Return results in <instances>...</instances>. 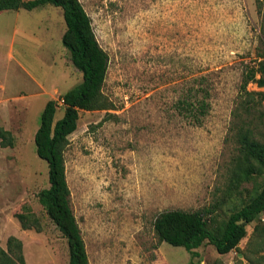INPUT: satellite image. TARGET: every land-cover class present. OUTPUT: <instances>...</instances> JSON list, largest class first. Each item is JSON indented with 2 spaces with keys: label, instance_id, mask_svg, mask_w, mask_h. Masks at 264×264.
<instances>
[{
  "label": "rangeland",
  "instance_id": "374dc122",
  "mask_svg": "<svg viewBox=\"0 0 264 264\" xmlns=\"http://www.w3.org/2000/svg\"><path fill=\"white\" fill-rule=\"evenodd\" d=\"M80 2L108 55L102 93L111 103L79 110L63 153L89 264H189L184 247L158 241L153 220L164 210L210 207L227 184L231 111L242 73L256 65L264 45L258 1ZM64 30L62 9L49 3L0 12V126L14 139L0 147V245L17 237L24 264L69 260L66 238L37 199L48 186V166L33 141L45 103L56 100L60 118L61 95L82 79L61 42ZM201 77L211 107L200 124L191 123L176 103ZM247 89L264 91L256 82ZM18 213L34 218L39 231L23 229ZM252 225L236 250L221 255L205 244L195 260L243 259Z\"/></svg>",
  "mask_w": 264,
  "mask_h": 264
},
{
  "label": "trees",
  "instance_id": "16d2710c",
  "mask_svg": "<svg viewBox=\"0 0 264 264\" xmlns=\"http://www.w3.org/2000/svg\"><path fill=\"white\" fill-rule=\"evenodd\" d=\"M264 29V0H257ZM62 9L65 30L61 36L75 68L82 75L79 83L60 97L63 114L55 119L58 102L49 99L43 106L34 132L37 156L48 166V186L37 193L38 202L46 215L67 240L68 264H89L85 244L70 206V190L66 180L64 148L67 137L77 127L79 110H107L111 103L102 93L108 55L99 45L91 18L80 0H0V12L5 10H32L45 4ZM255 66L246 67L241 77L237 100L231 111L227 136L234 142V151L228 165V181L215 203L210 207L182 210H164L153 220V229L159 242L182 246L190 253L189 264H200L196 249L210 244L218 254L236 250L246 237V227L252 231L242 249L243 259L234 264H264V91L247 89L250 82L264 87V45L257 54ZM201 77L198 86L184 91L177 100L176 109L191 123H201L210 111L211 91ZM11 132L0 126V147L13 146ZM250 184V187L247 186ZM225 208V209H224ZM219 209V210H217ZM23 229L39 231L37 221L16 214ZM21 241L15 236L0 245V264H24Z\"/></svg>",
  "mask_w": 264,
  "mask_h": 264
},
{
  "label": "built area",
  "instance_id": "2783aa9c",
  "mask_svg": "<svg viewBox=\"0 0 264 264\" xmlns=\"http://www.w3.org/2000/svg\"><path fill=\"white\" fill-rule=\"evenodd\" d=\"M61 102H62V100H61Z\"/></svg>",
  "mask_w": 264,
  "mask_h": 264
},
{
  "label": "crops",
  "instance_id": "0c3cea01",
  "mask_svg": "<svg viewBox=\"0 0 264 264\" xmlns=\"http://www.w3.org/2000/svg\"><path fill=\"white\" fill-rule=\"evenodd\" d=\"M9 55V54H8Z\"/></svg>",
  "mask_w": 264,
  "mask_h": 264
}]
</instances>
